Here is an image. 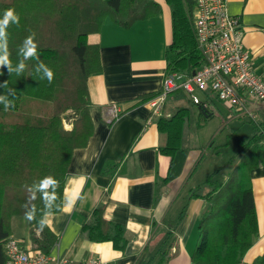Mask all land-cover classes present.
I'll return each mask as SVG.
<instances>
[{
  "label": "trees",
  "instance_id": "1",
  "mask_svg": "<svg viewBox=\"0 0 264 264\" xmlns=\"http://www.w3.org/2000/svg\"><path fill=\"white\" fill-rule=\"evenodd\" d=\"M166 1L172 10L173 28L166 53L167 74L192 73L204 63L194 30L196 2ZM10 8L20 20L6 29L13 71L0 67V85L7 82V87L0 86V92L5 91L7 97V108L0 109V264L7 261L6 244L12 237L13 216L34 211L29 233L35 249L50 254L57 243L58 237L48 225L39 230V221L45 214L61 210L72 152L85 146L93 133L88 78L101 71V61L99 45L90 42L89 35L99 32L107 17L131 26L161 12V5L155 0H0V19ZM31 33H35L39 60H24L20 52ZM21 61L25 68L17 75L15 69ZM41 62L54 73L51 83L41 79ZM59 95L70 102L55 108L49 121L22 110L25 98L31 104H55ZM203 107L208 113V108L200 106ZM67 108H73L81 121L71 130H65L62 124L61 113ZM205 113L200 112L196 121L199 128L210 119ZM190 117L187 106L178 107L170 116L158 117V127L167 135L166 144L159 148L161 153L173 158L186 148ZM240 145V164L226 179L215 178L221 169L218 167L191 193L209 201L199 221L200 236L191 264H264V253L251 262L245 261L259 232L250 172L264 163V120L250 137L240 138ZM46 176L58 181L55 188L49 189L55 193L50 202L37 189ZM205 186H210L207 193L203 192ZM83 230L91 240H110L117 249L123 250L127 245L124 227L106 220L103 204L95 208ZM166 255L165 252L162 261Z\"/></svg>",
  "mask_w": 264,
  "mask_h": 264
},
{
  "label": "crops",
  "instance_id": "2",
  "mask_svg": "<svg viewBox=\"0 0 264 264\" xmlns=\"http://www.w3.org/2000/svg\"><path fill=\"white\" fill-rule=\"evenodd\" d=\"M155 1L161 5L159 14L131 26L107 17L101 30L89 35V41L99 45L101 61V71L88 78L93 133L85 146L72 152L61 210L45 214L58 237L50 251L53 257L76 262L97 258L102 264H191L200 236L199 221L209 206L207 199L191 193L210 173L202 181L194 179L206 150L191 145L190 140L173 158L159 150L167 135L160 131L159 116L152 115L147 100L161 90L167 74L166 53L173 28L170 5L166 0ZM227 7L240 16L243 41L252 53L254 69L263 72L264 0H227ZM203 93L199 95L202 103H193L198 110H193L199 117L200 106H206V117L211 119L218 98L212 92ZM180 96L174 93L176 108L181 107ZM114 103L122 111L110 122L108 108ZM171 104L167 99L163 115L177 110ZM226 174L221 168L215 178L226 179ZM250 183L259 232L245 255L247 262L264 253V163L250 172ZM69 198L74 204L65 211ZM100 204L106 220L124 227L125 249L115 248L110 240H91L84 232L85 223ZM11 227L12 237L25 250L35 248L25 215L13 216ZM165 252L167 258L162 261Z\"/></svg>",
  "mask_w": 264,
  "mask_h": 264
},
{
  "label": "built area",
  "instance_id": "3",
  "mask_svg": "<svg viewBox=\"0 0 264 264\" xmlns=\"http://www.w3.org/2000/svg\"><path fill=\"white\" fill-rule=\"evenodd\" d=\"M194 30L204 63L194 73L173 72L165 75L161 90L147 103L152 115L162 116L170 94L185 91L194 104L202 99L196 89L212 92L216 97L243 112L250 105L256 109L258 101H264V71L256 72L253 57L243 41L239 15H233L227 0H195ZM118 104L108 108L109 121L121 114ZM250 115V111H247ZM6 264H102L101 259L90 258L73 261L65 257H53L40 250H25L18 239L11 237L6 244Z\"/></svg>",
  "mask_w": 264,
  "mask_h": 264
},
{
  "label": "rangeland",
  "instance_id": "4",
  "mask_svg": "<svg viewBox=\"0 0 264 264\" xmlns=\"http://www.w3.org/2000/svg\"><path fill=\"white\" fill-rule=\"evenodd\" d=\"M175 93H177V95H181L180 102L178 104L180 106H189L191 109L190 126L187 130L189 136L185 140L186 145L189 144L190 140L191 145L195 146V144H197L203 146L206 150V155L196 170V177L194 179H200L199 181H202L207 174H211L218 167H221L223 172H226V175H228L229 172L235 168V166L240 164V138L250 137L257 130L258 123L264 120V101H258L257 104L259 106H256V109H253L254 106L250 105L245 111L240 113L223 101L215 99L213 105L215 116L208 120L206 125L199 128L196 125L198 112L193 110V108L198 110V107L194 106L192 100L190 99V95L185 91ZM195 94L201 96L204 95V93L199 89H196ZM173 96L174 93L170 94L168 97V102H172L171 106L175 104ZM0 97L3 98L0 99V109L6 108L7 97L5 96V91L0 92ZM30 101L31 100L29 98H25L23 100V103L21 104L22 110L31 117L34 115L44 121L49 119L55 108L64 106L70 102L60 95L55 104L43 101L31 104ZM173 107L175 111L177 108L176 106ZM247 111H250L254 116L247 113ZM61 117L63 128L65 130H71L73 127L78 126L81 122L78 120V115L73 108L63 110ZM190 137L191 139H189ZM27 176L29 175L27 174ZM217 177L221 180L225 179L220 178L219 176ZM203 189V192L207 193L210 186H205ZM23 191L29 192L28 190ZM12 192L13 191H11V193Z\"/></svg>",
  "mask_w": 264,
  "mask_h": 264
},
{
  "label": "clouds",
  "instance_id": "5",
  "mask_svg": "<svg viewBox=\"0 0 264 264\" xmlns=\"http://www.w3.org/2000/svg\"><path fill=\"white\" fill-rule=\"evenodd\" d=\"M20 17L15 12L14 9H7L4 13L3 19H0V67H8L9 73L13 71L11 65L12 62L10 60V53L8 51V39H7V27L10 23L19 24ZM35 33H31L29 36H27L24 41L23 45L20 49L21 54L24 57V60L28 59H36L39 60L38 56V46L35 43ZM25 68V64L23 61L19 63L15 71L17 72V75H19ZM39 69H43V77L41 79L46 78L49 83L52 82L54 78L53 71L47 67L44 63H40ZM38 69V70H39ZM2 75V73H0ZM2 87H7V82L5 81L2 85ZM0 99H3L0 97ZM7 108V105H6ZM58 185V181L52 177V176H46L44 177L40 183L37 185V189L43 194V198L45 201H51L55 198L54 192H49L50 188H55ZM74 200L69 198L66 200L64 204V210L68 211L73 207ZM25 219L28 221H32L35 219V214L33 212H26L25 213ZM51 223L50 219L45 216V218L41 219L39 221V230L43 231L44 227L49 225Z\"/></svg>",
  "mask_w": 264,
  "mask_h": 264
},
{
  "label": "water",
  "instance_id": "6",
  "mask_svg": "<svg viewBox=\"0 0 264 264\" xmlns=\"http://www.w3.org/2000/svg\"><path fill=\"white\" fill-rule=\"evenodd\" d=\"M193 73H194V71H193ZM204 108H205V107L201 108V110H202V112H204V113H205V110H204ZM205 114H206V113H205Z\"/></svg>",
  "mask_w": 264,
  "mask_h": 264
}]
</instances>
